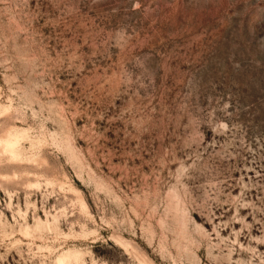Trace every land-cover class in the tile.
<instances>
[{"label": "rangeland", "instance_id": "1", "mask_svg": "<svg viewBox=\"0 0 264 264\" xmlns=\"http://www.w3.org/2000/svg\"><path fill=\"white\" fill-rule=\"evenodd\" d=\"M0 264H264V0H0Z\"/></svg>", "mask_w": 264, "mask_h": 264}]
</instances>
